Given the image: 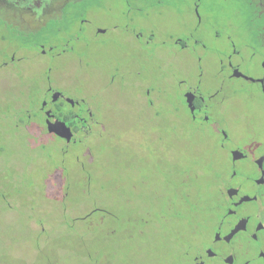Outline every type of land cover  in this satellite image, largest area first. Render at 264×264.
<instances>
[{"label":"rangeland","instance_id":"1","mask_svg":"<svg viewBox=\"0 0 264 264\" xmlns=\"http://www.w3.org/2000/svg\"><path fill=\"white\" fill-rule=\"evenodd\" d=\"M87 1L68 12L67 33L83 27L80 39L48 59L33 44L20 46L25 29L9 31L0 15V37L13 44L10 52L23 50L19 63L31 76L0 79V264H91L88 255L97 264H168L188 250L193 227L220 213L230 174L218 131L191 123L183 91L201 82L207 94H236L264 132L260 85L231 81L219 67L231 43L248 52L243 1ZM152 29L157 45H145ZM172 33L187 36L190 48L182 50ZM263 58L241 73L261 78ZM49 81L92 115L77 137L82 143L65 146L44 127L39 110ZM153 84L159 104L150 110L143 92ZM27 116L24 128L14 123Z\"/></svg>","mask_w":264,"mask_h":264},{"label":"flooded vegetation","instance_id":"2","mask_svg":"<svg viewBox=\"0 0 264 264\" xmlns=\"http://www.w3.org/2000/svg\"><path fill=\"white\" fill-rule=\"evenodd\" d=\"M56 1L0 0V7L4 8L3 11L0 10V15L3 18L4 15L9 14L17 17L16 13L11 10L12 4L27 9V12L36 14L37 17L40 15L49 16L48 21L42 27L43 43L39 45V48L30 45L31 37L27 33L18 32L19 40L21 37L23 39L20 46H31L41 50L40 55L47 59L56 50L67 51L72 49L69 45L80 39V31L82 34L84 33L83 27L77 33H67L71 20L68 12L79 7L82 4L81 0H76L75 2L78 3L74 4L68 11H64L65 5L55 6ZM59 1L61 2V0ZM241 1L248 9L247 21L249 23L250 43L245 47L248 52L243 54V49L231 43L233 53L228 55L226 62L219 61L220 72L226 71L231 81L244 79L258 83L264 97V58L262 61L263 75L259 79L246 77L240 69L241 65L247 64L253 57L257 55L264 57V0ZM59 7L60 10H58ZM199 10L200 7L195 8L194 12L199 13ZM237 12L244 16L242 7L237 8ZM55 13L57 16L53 17L52 14ZM21 21L27 26L29 25L23 17ZM85 23L86 21H83L82 25ZM10 24L4 19L3 26L9 31H14L15 28ZM97 34L101 35L103 32L99 31ZM149 34V41L145 45H149L150 41L157 45L155 43L156 38H158L157 30L152 29ZM59 37L60 39H58ZM170 37L175 39V44L182 50L190 48V39L187 36L182 37L180 35L177 37L172 33ZM137 38H141V36L138 35ZM8 41L10 40L6 38V35L0 37V79L22 82V79L25 78V81L30 82L31 76L25 75L19 63V57L23 50L10 52L14 46ZM196 42L199 43V41ZM192 52L197 53L196 51ZM183 82L185 81L180 82L181 85H185ZM49 85L50 87L46 90L48 96L46 100L41 102L39 110L44 117V127L48 132V123L56 120L62 121L71 128L73 137H69L67 140L56 138L65 146L82 143V140L77 137L82 132L87 131L92 115L88 111L83 113L79 110L81 100L72 98L52 81H49ZM201 86L202 84L199 82L194 90L183 91V106L187 110L192 124L212 123L214 125L219 133V147L221 150L227 151L230 156V174L226 176L223 183L222 196H224V200L218 209L220 213L215 211L213 213L214 219L206 221V225L193 227L190 230L192 234L189 235L188 250L171 259L168 264H264V132L257 124L250 122V119L255 117L254 113L250 116L244 108L240 107L241 102L236 101L235 97H238L236 94H232V92L228 95L207 94L201 90ZM19 90L22 101V96L27 94V89L22 84ZM143 98L150 110L156 109L159 104V96L154 84L146 87ZM253 103L254 101H250L249 105L252 107ZM242 104L244 105V102ZM23 109V105L19 103L16 111L21 114ZM173 109L178 111L176 107ZM235 112L239 116L236 117ZM153 113L154 115L159 114L157 111ZM50 114L53 117L49 118L48 115ZM242 114H247L245 119ZM20 117L14 123L24 128L25 122L27 119L29 121L31 117ZM25 129L27 130V128ZM76 139L80 141L76 142ZM72 227H69L71 231L73 230ZM89 261L91 264L94 262L92 258Z\"/></svg>","mask_w":264,"mask_h":264},{"label":"trees","instance_id":"3","mask_svg":"<svg viewBox=\"0 0 264 264\" xmlns=\"http://www.w3.org/2000/svg\"><path fill=\"white\" fill-rule=\"evenodd\" d=\"M56 1V0H55ZM76 0H70V1H67V0H61V2L59 1V0H57L56 2H55V6H64L65 5V7L63 8L64 9V11H68L71 7H73L74 6V4H76V3H78V2H75ZM83 2L85 3H89V1H85V0H81V3L83 4ZM92 2V0H90V3ZM60 6V7H61ZM60 7L58 8V10H60ZM57 9V8H56ZM1 11H3L4 10V8L3 9H0ZM11 10L13 11V13H16V15H17V17L16 16H14L13 14H9V15H11V16H9V15H5V20L6 21H8V22H10L11 24V26L13 27L14 26V24H15V22L14 21H21V19H22V17L25 19V20H27L28 21V26L25 24V23H23V24H21L20 23V25H17V24H15L16 25V27H14V28H16L18 31H20V30H24L25 29V31H23L24 33H27L28 35H29V37H31V40L32 41H30L29 43L30 44H33L35 47H37L38 46V48H39V45H41L42 43H43V33H42V27H44V24L48 21V19H49V16H38L37 17V15L36 14H31V13H29V12H27L26 10L27 9H25V8H22V7H19V6H15V5H11ZM53 15V17L54 16H57V13H55V14H52ZM26 16H29L30 17V19H27L26 18ZM22 27L24 28V29H22ZM26 27V28H25ZM28 27H30V28H28ZM19 28V29H18ZM35 39L37 40V42H35Z\"/></svg>","mask_w":264,"mask_h":264},{"label":"water","instance_id":"4","mask_svg":"<svg viewBox=\"0 0 264 264\" xmlns=\"http://www.w3.org/2000/svg\"><path fill=\"white\" fill-rule=\"evenodd\" d=\"M49 118L53 117L52 114L48 115ZM47 129L49 134L54 135L55 137L61 139V140H67L69 137H73V133L71 128H69L66 123L56 120L52 123L47 124ZM76 142H79V139L75 140ZM88 259L91 260V256L88 255ZM94 264H97L94 262Z\"/></svg>","mask_w":264,"mask_h":264}]
</instances>
